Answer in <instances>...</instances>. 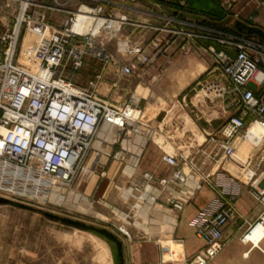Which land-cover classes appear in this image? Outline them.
<instances>
[{"label": "built area", "instance_id": "2783aa9c", "mask_svg": "<svg viewBox=\"0 0 264 264\" xmlns=\"http://www.w3.org/2000/svg\"><path fill=\"white\" fill-rule=\"evenodd\" d=\"M74 1L54 0L59 6L55 9L38 0H0L3 9H13L14 13L19 10L13 18V28L0 34V197L11 200V195H45L54 188H70L79 176L86 174L92 177L99 173L106 178L110 161L134 170L120 195L123 202L130 197L136 201L127 207L129 213L156 207L182 212L199 190L208 187L214 192V199L189 222L205 248L189 261L185 257L181 260L211 264L230 241L225 236L226 229L239 221L244 241L264 226V138L253 146L256 154L241 165L245 181L222 167L233 159L254 124L264 128V42L237 35L232 41L234 54L208 49L228 86L211 82L205 84L203 91L214 98L234 96L238 102L236 112L220 128V138L210 139L209 152L202 149L195 153L196 157L168 154L162 150L164 143L154 142L155 137L165 133L164 123L149 121L133 97L114 105L96 92L103 72L88 85H77L74 77L84 67L86 55L104 65H113L115 75L127 81L134 78L136 67L119 66L117 59L105 50L129 23L127 17L119 12L108 13L110 1ZM232 3L223 0V7L230 11ZM36 9L51 10L63 15V19L51 25L46 13ZM79 21L89 23L87 32L74 30ZM28 34L35 42L30 37L26 39ZM21 38L23 46L19 52ZM25 39L29 43L28 57L23 52ZM105 127L116 132L113 141L101 138ZM137 137L142 143L135 151L129 145H135ZM126 141L129 145L124 144ZM148 142L162 151L165 171L163 175L144 171L136 177ZM96 143L101 151L95 150ZM117 144L119 150L107 151ZM243 189L249 190L260 207L254 221L241 216L236 206ZM125 191L130 192L128 197L123 196ZM175 242L183 244L181 239Z\"/></svg>", "mask_w": 264, "mask_h": 264}, {"label": "rangeland", "instance_id": "374dc122", "mask_svg": "<svg viewBox=\"0 0 264 264\" xmlns=\"http://www.w3.org/2000/svg\"><path fill=\"white\" fill-rule=\"evenodd\" d=\"M38 1H42L48 7L59 8L54 0ZM65 1L59 0L60 3ZM104 1L112 2V6L106 9L108 13L119 12L127 17L130 24L137 22L134 19V14L137 12L134 6L136 0ZM152 2L156 6L147 7L146 26L155 34L153 37L148 35L150 39L147 49L133 48L135 45L133 40H130L132 44H128L129 40L122 35L125 26L105 48L108 54L117 59L119 66L135 65L134 78L127 81L117 77L116 67L104 65L86 55L85 65L74 80L77 85L86 86L103 72L104 78L100 81L96 92L114 105L123 104L133 97L149 121L164 123L167 127L165 133L155 137L154 142L164 143L162 150L166 153L195 156V153L202 149L209 152L212 147L210 139L213 136L206 138L204 131L197 130L193 116L197 114L200 116L201 114L197 111L203 110V116L209 118L212 113L218 112L217 106L224 103L225 111L223 110L222 115L227 121L236 112L237 99L232 95L220 99L214 98L203 91L206 83L220 81L228 86L221 77V72L208 49H214L217 53L234 54L235 48L232 46V41L237 34L230 26L218 24L224 19H210L208 22L192 21L183 16V13H188L186 6L180 7L170 2L165 3L163 0H152ZM255 2L261 4L262 0ZM73 3H76V0ZM2 7L0 5V23L1 20H5V24L9 25L5 31H8L13 28L15 23L13 18L17 16L19 10L14 13L13 9ZM36 10L46 13V18L51 25L63 19V15L51 10ZM171 10L176 13L172 15ZM254 13L257 14L255 11ZM23 28L24 36L26 26ZM28 37L35 42L34 37L28 34L27 40ZM26 39L24 43L27 42ZM22 44L21 38L19 52ZM127 46L131 47L130 52ZM26 47L27 45L23 52L28 57L29 51H26ZM190 64L192 66L189 68ZM201 70L203 72L198 74ZM114 84H116L115 87ZM215 136L220 138L219 133ZM177 140H179L178 143H176ZM243 145L244 140L239 143L235 156L240 157L245 163L256 154V149L252 146L244 149ZM94 148L100 150L101 146L96 143ZM117 150H119L118 144L107 149L109 152ZM263 150L264 147H262ZM262 151H259V155ZM161 152V150H155L153 142H148L142 163L136 170L135 176L138 177L144 171L160 169L158 154L160 155ZM235 156L232 160L224 162L222 167L227 173L243 181L241 165L244 163ZM102 160L105 161V158ZM106 171V178H102L99 173L92 177L88 174L79 176L70 188L61 190V195L58 193L51 197L52 192L49 191L37 197L35 195L31 197L11 195L10 197L12 201L26 204L33 209L77 220L113 233L123 243L125 264H191V262L180 261L183 257H179L176 253L175 249L178 248L185 251L183 244L178 245L175 242L174 261L169 256L171 252L163 248V243L177 240L173 234L174 230L171 231L173 227H170L171 223L168 224V222L174 223L175 217L181 212H158L156 209L159 207H156L152 210L137 213L133 210L129 213L127 207L131 208L136 201L130 197L123 202L120 196L121 189L127 188L128 176H130L125 173V165L110 161ZM77 196H81L84 202L75 201ZM123 196L128 197L129 193L125 192ZM61 197L63 200L59 202ZM128 214L129 217H126L125 215ZM240 215L243 216L241 213ZM167 230L169 233H166ZM241 236L242 234L237 238L240 243L243 242ZM155 237L162 241L159 244L149 243ZM156 246L159 255L154 254L152 261L144 263L139 258V253L151 254L154 250L156 252ZM232 247L231 251H236L235 246ZM115 250V245L101 239L96 233L52 221L37 211L0 206V264H118ZM186 260L189 261V259Z\"/></svg>", "mask_w": 264, "mask_h": 264}, {"label": "crops", "instance_id": "0c3cea01", "mask_svg": "<svg viewBox=\"0 0 264 264\" xmlns=\"http://www.w3.org/2000/svg\"><path fill=\"white\" fill-rule=\"evenodd\" d=\"M126 1V0H124ZM165 3L170 2L171 4H177L180 7L186 6L188 14H184L183 16L189 20L197 21V22H208L210 19L219 20V19H227L228 17H232L234 20H240L248 25L257 26L264 30V0L262 3L255 2L254 0H231L232 9L227 11L223 7V0H163ZM158 3V2H157ZM135 8L137 9L136 14H134V19L137 20L135 24L128 23L122 32L125 35L124 38L129 40L128 44H132L130 40H133L134 46L133 48H146L148 46L149 39L148 35L150 34L151 37L155 33H153L150 29H148L147 25V7L154 8L156 5L152 0H136L134 4ZM257 12V14L254 13ZM172 15L176 13V11L171 10L170 12ZM253 15V16H252ZM223 20V21H224ZM222 22V21H221ZM220 23V22H219ZM218 23V24H219ZM6 25V28H4ZM223 26V25H222ZM9 25L6 23L5 20H1L0 23V34L4 33L3 31L7 30ZM150 30V31H148ZM25 45H29L28 41ZM129 46V45H128ZM128 51L130 52L131 47H128ZM26 51L28 47L25 48ZM192 65H189V68ZM210 99V98H209ZM220 99V98H219ZM237 101L235 102V108L237 109ZM217 113H212L211 116L205 118L203 115V110L197 111L199 114L193 116L195 118V126L196 129L199 131H204L205 137L208 136H215L216 133H219L220 128L226 122L224 120V116L222 115L223 110L225 111L224 103L218 105ZM222 109V110H221ZM225 113V112H224ZM167 128V127H166ZM216 137V136H215ZM179 140L176 141L178 143ZM155 150H158V147L154 145ZM162 148V146H160ZM160 152V151H159ZM158 164L161 166L160 169H156L155 171L159 175H163L165 171V166L161 161V154H158ZM162 168V169H161ZM88 188V187H87ZM214 192L209 189L208 187H204L203 189L199 190L196 195L193 197L191 203L185 207V209L178 213V216L175 218V225L171 231L174 230V236L176 239L183 240V245L185 248L184 254L186 259H191L193 256L198 254L203 248L204 243L197 238L194 229L189 226L190 220L203 208H205L209 203L214 199ZM249 190L243 189L240 196L236 199V206L238 211L243 215V217L249 221H254L259 212L260 207L257 205L256 202L253 201ZM158 212H162L159 208L156 209ZM166 211L167 210H163ZM169 212V211H168ZM175 213V212H172ZM241 223H238L235 226H231L225 231V236L230 239L226 249L217 257V259L212 262L211 264H264V239L260 242L258 247H255L252 243H247L243 245L242 243L237 241L238 236L243 233L242 229H239ZM157 227V226H156ZM158 228V227H157ZM169 233V230L166 231ZM161 233V237H162ZM157 236V235H156ZM161 240L158 238H153L149 243L159 244ZM173 242V246L175 245L174 240L167 241ZM165 242V243H167ZM163 243V246L164 244ZM232 246H235L236 251H231L233 249ZM157 247V246H156ZM175 247L168 250L170 251V255L172 260L174 261V255L178 254L179 257H182V250L180 248L175 249L177 250L176 253L174 252ZM153 250V249H151ZM154 254L159 255V250L157 247V251H153V253H139V258L144 263H149L154 259ZM248 254V255H246ZM248 256V257H247Z\"/></svg>", "mask_w": 264, "mask_h": 264}, {"label": "water", "instance_id": "95a60500", "mask_svg": "<svg viewBox=\"0 0 264 264\" xmlns=\"http://www.w3.org/2000/svg\"><path fill=\"white\" fill-rule=\"evenodd\" d=\"M219 24L223 26H230L231 29L240 36L255 37L261 40L262 42H264V30L260 27L248 25L240 20H234L232 17H228L227 19L220 22ZM0 206H12V207L19 208V209L37 211L39 213H42L45 217L49 218L52 221H56L63 225L75 227L80 230H84L87 232H92V233L101 235L115 245L117 263L125 264V258H124V253H123V243L118 239L117 236H115L113 233L105 229H100V228H97L91 225H87L77 220L60 217L58 215H55L49 212H44L42 210L33 209L32 207L26 204L18 203V202L6 199L4 197H0Z\"/></svg>", "mask_w": 264, "mask_h": 264}, {"label": "bare ground", "instance_id": "6f19581e", "mask_svg": "<svg viewBox=\"0 0 264 264\" xmlns=\"http://www.w3.org/2000/svg\"><path fill=\"white\" fill-rule=\"evenodd\" d=\"M26 6H27V2L26 3H24V5H23V7H25L26 8ZM114 22H116V21H114ZM114 25H117V23H114ZM89 27H90V25H89V23H87V22H81V21H79L76 25H75V27H74V30L75 31H77V32H82V33H85V32H87L88 30H89ZM204 71H206V70H204ZM203 72V70H201V72L199 71V73L198 74H201ZM110 91V90H109ZM155 118V117H154ZM116 132H114V131H112V130H109V129H107V127H105L104 128V130H103V132H102V134H101V138L103 137V138H108V140H111V141H113L115 138H116ZM264 138V128L261 126V125H259V124H254L251 128H250V130H249V132H248V134H247V137H246V139L244 140V145H243V148L244 149H247L249 146L251 147H253L256 143H258V142H260L262 139ZM135 145H129V142L128 141H126L124 144L125 145H129V147L130 148H133L135 151L137 150V145L138 144H140V143H142V139H140V138H135ZM95 150H97V149H95ZM98 151H101V149L100 150H98ZM241 163H244L243 162V160L242 159H240V157H237V156H235ZM239 161H237V162H239ZM133 172H134V170H133V168L132 167H127L126 169H125V173H127L128 175H131V174H133ZM125 192H128V191H125ZM60 194L61 195V189H59V188H54L53 189V191H52V194H51V197H52V195L54 194ZM128 193H130V192H128ZM57 196V195H56ZM9 198V197H8ZM56 198V197H55ZM63 200V198L61 197L60 198V200H59V202H61ZM81 200L84 202V200H83V198L81 197V196H77L76 197V200L75 201H80L81 202ZM86 202V201H85ZM169 223H171L172 224V226H174L175 224V222L174 223H172L171 221H169ZM99 237L101 238V239H104V240H106V241H108L105 237H103V236H101V235H99ZM264 239V226L263 227H259V228H257V229H255L254 230V232L252 233V234H249L248 235V237H246V239L243 241V243H245V244H247V243H250V242H252V244L253 245H255V247H258L259 246V244H260V242L262 241ZM109 243H111L112 245H114L112 242H110V241H108ZM175 242V241H174ZM176 244V243H175ZM174 246H173V242H167V243H165L164 244V246H163V248L164 249H166V250H170V249H172ZM116 251V250H115ZM246 255H248V254H246ZM182 257L184 258L185 257V254H184V252L182 251ZM248 257V256H247ZM181 261H183V260H181Z\"/></svg>", "mask_w": 264, "mask_h": 264}, {"label": "trees", "instance_id": "16d2710c", "mask_svg": "<svg viewBox=\"0 0 264 264\" xmlns=\"http://www.w3.org/2000/svg\"><path fill=\"white\" fill-rule=\"evenodd\" d=\"M185 14V13H184ZM186 14H188V13H186ZM236 34V33H235ZM238 35V34H237Z\"/></svg>", "mask_w": 264, "mask_h": 264}]
</instances>
